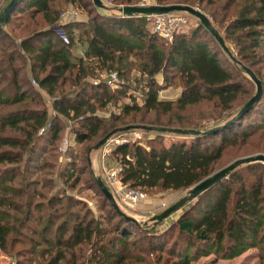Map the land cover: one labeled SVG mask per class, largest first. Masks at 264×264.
I'll return each mask as SVG.
<instances>
[{
	"label": "trees",
	"instance_id": "16d2710c",
	"mask_svg": "<svg viewBox=\"0 0 264 264\" xmlns=\"http://www.w3.org/2000/svg\"><path fill=\"white\" fill-rule=\"evenodd\" d=\"M121 1L124 6H134V0ZM158 2L197 7L213 23H226L223 40L235 61L201 24L190 34L176 33L168 42L151 31L145 17L108 15L95 7L93 0H18L0 33L2 252L11 255L17 245L28 241L30 249L13 254L37 255L36 264H193L210 255L229 261L253 249L257 264H264L262 164L236 168L186 203L169 225L164 221L138 225L126 221L96 183H92L94 187L88 182L85 186L99 193L97 214L82 200L59 194L60 190H75L79 183L76 164L80 155L71 145L57 173L67 188L54 176L47 179L48 183L36 178L25 185L17 181L26 180L28 175L34 177L43 169L40 141L47 137L53 145L68 127L67 122L77 148L94 140L97 144L127 126L200 131L202 117H188V110L203 102H213L222 111L230 109L242 90L238 78L243 65L260 80L264 0ZM74 5L90 19L60 23L64 7ZM56 28L64 31L68 44L59 38ZM75 44L84 46L82 55L74 53ZM113 72L120 80L115 89L106 83ZM132 72L147 79L140 85L139 98L128 95L126 79ZM103 74L106 77L102 79ZM175 81L179 82V94L161 97L160 93ZM44 96L52 101L50 109L42 101ZM124 98L130 103L121 105L118 116L108 121L97 115ZM256 111L260 115L257 126L264 131V90L251 112L217 133L165 146L161 134L154 132L157 137L146 146L128 142L114 147L110 155L121 167V183L143 192L185 191L212 175L228 146L242 143L264 153V149L246 142L255 134L250 129L256 124L236 131ZM217 140L219 143H215ZM39 186L49 193L41 192ZM28 188H32L30 195Z\"/></svg>",
	"mask_w": 264,
	"mask_h": 264
},
{
	"label": "rangeland",
	"instance_id": "374dc122",
	"mask_svg": "<svg viewBox=\"0 0 264 264\" xmlns=\"http://www.w3.org/2000/svg\"><path fill=\"white\" fill-rule=\"evenodd\" d=\"M9 2V0H0V12L3 10V8L6 6V4ZM92 2V0H91ZM103 4L111 8V11L102 10L103 13H106L108 15H117L121 16L118 12L112 10V8H119L124 6L121 0H102ZM131 5L134 6H150V5H160L165 6L166 4H160L158 0H134ZM194 9L202 12L197 7H193ZM73 10L78 14V19L88 21L90 17L87 16L86 12L83 11L80 6L74 5V6H68L64 7L63 11L66 10ZM185 17L186 22L185 24L178 30V33H185L190 34L200 23L199 21L185 13H178ZM209 20L212 24V26L218 31L220 36L222 38L226 37V33L224 31L223 25H218L216 22H212V20L209 17ZM8 30V28H7ZM11 30V28H10ZM82 30L76 31L74 33L75 37L79 33H81ZM77 38H75L76 40ZM66 44V43H65ZM212 46V45H211ZM229 48L233 51V47L231 42H228ZM75 50L77 49V54H80V50L84 49V46H81L80 44L74 45ZM213 49H215V46H212ZM74 50V53L76 54V51ZM218 52L219 49H218ZM83 54V53H81ZM220 57L224 58L223 55L220 53ZM244 65L240 67V76L238 78V82L241 86V92L237 95L236 101L230 106V109L223 110L221 108L216 107L213 102H203L201 105L196 106L188 110L187 116H191L194 119H197L198 117H202L200 121V131H207L209 129H212L214 127H218L229 121L231 118H233L238 111L244 106V104L251 99L256 93V87L254 83L248 78V76L244 73L243 69ZM246 68V67H245ZM258 69H260L262 75L260 77V80L262 82L263 90H264V64L260 66ZM106 77V75H102V79ZM146 77H141V74L138 72H132L129 77L126 79L127 84L129 85L130 92L128 91V95L132 94L135 97L139 98L141 97V90L140 85L144 84L146 82ZM179 82L175 81L173 85L165 90H163L160 93L161 97L164 98H173L176 97L180 92ZM32 85L33 84L32 82ZM115 89V88H114ZM113 89V90H114ZM42 101H44L45 106L47 109H50L51 107V99L48 97H43ZM130 103L129 99H121L117 103L110 104L107 106L104 110L98 111L97 115L100 117L106 118L108 121L115 116H118L121 112L120 107L123 104ZM188 116V117H189ZM190 117V118H191ZM150 118H154L151 116ZM260 121V115L256 111L255 113L251 114L249 119L244 122L241 129L236 130L237 132H241L244 129L248 130L247 125L256 124L255 126L251 127V131H255V134L251 136L250 139H248L246 142L251 143L254 146L258 147L259 149H264V131L259 130L257 124ZM66 124V122H65ZM69 123L67 122L66 126ZM66 127L63 129V131L60 133L59 140L55 142L53 145L49 144V140L47 137L42 139L40 141L41 143V151L39 154L40 157V164L45 163L42 170H40L34 177H31L30 175L25 176L26 180H23L22 178H17L18 182L28 183L30 179H38L40 182L48 183L47 179H51V176H54V180H57V182L60 184V186H63L61 178L57 177V173L62 169V165L66 159L67 149L68 146H73V149H76L77 153L80 155L79 161L76 164L77 166V177H79V183H77V188L75 190H69L63 192V190L59 191L58 193H63V196H72L75 199L82 200L86 203V205L91 208L95 214H97V205L100 203L99 196L96 190H88L86 189V186H91L92 183H96V178H100L104 184L108 187V176L112 171H116L118 167L120 166L119 163L116 161L115 158H113L111 155L105 156L104 151L107 148L106 145H104L102 148L98 150H93V147L96 145V141L86 143L82 145L81 147L77 148L74 143L71 141V135L69 133V128ZM258 129V130H257ZM128 133H137L140 135V140L137 141V143L142 144L143 146L147 145V141L155 139L157 137V134L154 132H145L140 130H132ZM117 136V135H116ZM113 137V136H112ZM131 137V136H127ZM161 141L162 144L165 146H170L173 143L176 142H191L194 137L193 136H178L174 134H161ZM215 143H219V141H215ZM49 144V145H48ZM65 149V150H63ZM255 155H264L263 152H259L253 147L251 148L249 145H237L235 147H226L221 155V158L217 162L214 171L212 174L220 171L221 169L227 167L231 163L239 160L244 159L247 157H252ZM88 165L86 164L87 161ZM39 163V162H37ZM42 168V167H41ZM90 173V175H89ZM31 181V180H30ZM117 181H120L118 174H117ZM88 182V183H87ZM85 183L89 184L85 186ZM84 184V186H83ZM25 185V184H24ZM67 185V184H66ZM65 187V186H63ZM67 188V187H65ZM32 189V188H31ZM28 188L27 194L30 195L32 193V190ZM41 189V190H40ZM39 190L43 193H49L48 191L42 189L39 186ZM52 193L57 194V190L53 189ZM97 193V194H96ZM146 194V200L142 203H140L137 207L132 209H127L124 205H119V207L122 209L123 212H125L127 215L135 218L138 223L140 224H147L149 222V219L152 218L155 215H158L162 211H164L166 208L174 204L175 202L179 201L181 198L187 195L188 190L185 191H163V190H153L149 192H144ZM146 211L144 214L141 211ZM182 210H179L178 212L172 214L169 218H167L163 223L164 225H169L175 219L181 214ZM143 215L140 217V215ZM26 235H29L28 233ZM19 237V240H22V238ZM31 245L27 242H24L23 244L17 245L13 251V253H17V251L27 250L30 249ZM8 255L0 250V264H36L37 262V255L31 256L27 254L26 252H23L21 256H18V254ZM257 252L255 250H248L239 257L233 259V260H222V259H215L213 255L202 257L201 259L195 261L193 264H257L256 259ZM166 256V255H165Z\"/></svg>",
	"mask_w": 264,
	"mask_h": 264
},
{
	"label": "water",
	"instance_id": "95a60500",
	"mask_svg": "<svg viewBox=\"0 0 264 264\" xmlns=\"http://www.w3.org/2000/svg\"><path fill=\"white\" fill-rule=\"evenodd\" d=\"M18 3V0H9L3 10L0 12V33L4 29L5 24L10 18L11 14L15 10V7ZM93 4L95 7L103 10H111V8L106 7L102 0H93ZM112 10L118 12L122 17L131 18L136 16H150V15H166L172 13H185L195 17L199 23L212 35V37L216 40L222 50L233 60L232 54L230 53L228 47L225 45L223 38L220 36L218 31L212 26L208 17L202 12L183 5H169V6H160V5H150V6H123L119 8H112ZM244 73L249 77V79L254 83L256 87V93L251 99H249L244 106L238 111V113L231 118L229 121L224 123L221 126L214 127L207 131H197V130H182V129H170L163 127H146V126H127L106 135L103 139H101L94 147L93 150H98L102 148L108 140L117 133H127L132 130H142L146 132H155L159 134H174L178 136H207L214 133H217L221 130L226 129L227 127L235 124L237 121L241 120L245 117L251 110L256 106V104L261 99L263 93V87L261 81L254 75V73L248 69L243 68ZM250 164H262L264 165V155H255L252 157H247L244 159H239L227 167L221 169L220 171L210 175L206 179L202 180L192 188L188 190L186 196L181 198L179 201L175 202L164 211L159 213L158 215L153 216L149 219L150 222L161 223L169 218L172 214L178 212L186 203L192 201L197 198L201 193L208 190L210 187L215 185L220 180L226 178L233 170L243 165ZM96 184L105 198L108 200L110 206L114 209V211L120 216L123 217L126 221L131 222L133 224H140L138 221L127 215L119 205L116 203L113 195L104 184V182L100 178H96Z\"/></svg>",
	"mask_w": 264,
	"mask_h": 264
},
{
	"label": "built area",
	"instance_id": "2783aa9c",
	"mask_svg": "<svg viewBox=\"0 0 264 264\" xmlns=\"http://www.w3.org/2000/svg\"><path fill=\"white\" fill-rule=\"evenodd\" d=\"M143 17H145L151 31L168 42L172 41L174 35L178 33V30L186 22L185 17L178 13ZM76 19H78V14L69 9L63 11L59 16L60 23ZM55 32L64 43H69L68 38L62 29L56 28ZM106 83L112 88L117 87L120 84L117 73H110L106 79ZM42 132L43 130L40 133ZM140 138L139 134L128 132L113 136L105 144L107 148L104 151V155L109 156L112 149L118 145L126 144L128 142H137ZM120 171L121 167L119 166L116 171H112V173H110L108 176V189L118 205H124L127 209L135 208L146 200V194L139 189L127 188L125 185L117 181V174Z\"/></svg>",
	"mask_w": 264,
	"mask_h": 264
},
{
	"label": "crops",
	"instance_id": "0c3cea01",
	"mask_svg": "<svg viewBox=\"0 0 264 264\" xmlns=\"http://www.w3.org/2000/svg\"><path fill=\"white\" fill-rule=\"evenodd\" d=\"M84 50H85V48L82 49V50H80V54H77V49H76V50H75V51H76V55H82L81 53H83ZM141 212L144 214L146 211L144 210V211H141ZM141 216H143V215L141 214L140 217H141Z\"/></svg>",
	"mask_w": 264,
	"mask_h": 264
}]
</instances>
